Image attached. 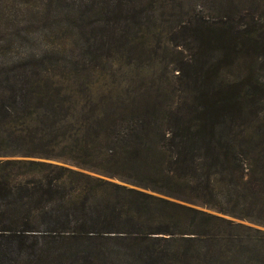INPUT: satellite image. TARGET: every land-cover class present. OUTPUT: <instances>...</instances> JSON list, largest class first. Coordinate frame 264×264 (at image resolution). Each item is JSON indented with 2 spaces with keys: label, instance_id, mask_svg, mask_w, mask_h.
<instances>
[{
  "label": "trees",
  "instance_id": "1",
  "mask_svg": "<svg viewBox=\"0 0 264 264\" xmlns=\"http://www.w3.org/2000/svg\"><path fill=\"white\" fill-rule=\"evenodd\" d=\"M156 2L45 0L17 43L68 55L0 56V264H264V0L175 22L174 88L95 72Z\"/></svg>",
  "mask_w": 264,
  "mask_h": 264
},
{
  "label": "rangeland",
  "instance_id": "2",
  "mask_svg": "<svg viewBox=\"0 0 264 264\" xmlns=\"http://www.w3.org/2000/svg\"><path fill=\"white\" fill-rule=\"evenodd\" d=\"M229 1H232V6L239 5L238 0L225 2L220 0H162L164 7H158L159 2H156L151 7L153 18L151 25L153 26L136 25L129 35V41L138 46L137 53L140 56H131V58L114 56L107 60L104 59V62L96 64L95 72L112 75L122 81H128L131 78L136 85L144 83L153 88H174L177 73L172 71L169 62L178 55L177 50L172 47L175 40L171 37V33L176 30L175 22L181 23L198 10L205 16L215 17L221 10L229 9ZM44 3L45 0H0V29H2V24L8 28L0 32V40L2 39L0 56L15 58L28 54L34 56L56 54L57 57L68 55L63 51L65 45L68 49L70 48L66 33L62 32L64 29L58 31L57 35L53 33L46 37L45 34L37 30L31 31L32 28H29L30 34L25 42L17 43L23 38L21 34L28 28V26L24 28L28 20L37 21V17L42 15ZM12 38L15 39L11 44L2 42ZM241 223L254 227L246 222ZM261 229L264 230V228Z\"/></svg>",
  "mask_w": 264,
  "mask_h": 264
}]
</instances>
